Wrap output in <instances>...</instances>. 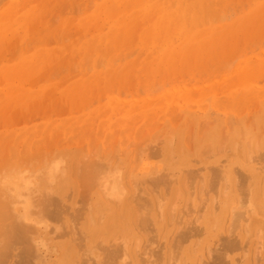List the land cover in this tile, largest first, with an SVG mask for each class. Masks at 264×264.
I'll list each match as a JSON object with an SVG mask.
<instances>
[{
	"label": "rangeland",
	"instance_id": "obj_1",
	"mask_svg": "<svg viewBox=\"0 0 264 264\" xmlns=\"http://www.w3.org/2000/svg\"><path fill=\"white\" fill-rule=\"evenodd\" d=\"M262 60L264 0H0L1 171L62 160L37 263L264 264Z\"/></svg>",
	"mask_w": 264,
	"mask_h": 264
},
{
	"label": "bare ground",
	"instance_id": "obj_2",
	"mask_svg": "<svg viewBox=\"0 0 264 264\" xmlns=\"http://www.w3.org/2000/svg\"><path fill=\"white\" fill-rule=\"evenodd\" d=\"M185 3V2H184ZM175 4V3H174ZM81 5V4H80ZM195 7V6H194ZM189 8V7H188ZM187 8V9H188ZM211 8V7H210ZM79 10V9H78ZM208 10V9H207ZM212 11V10H211ZM4 12V11H3ZM214 12V11H213ZM209 14V12H208ZM213 14V13H212ZM210 13V15H212ZM210 17V16H209ZM212 17H214L212 15ZM208 18V17H207ZM211 18V17H210ZM209 18V20H210ZM217 20V19H216ZM215 20V21H216ZM17 21V20H16ZM54 21V20H53ZM214 21V20H213ZM14 22V21H13ZM19 22V20H18ZM212 22V21H211ZM21 23V21H20ZM215 23V22H214ZM16 26V25H15ZM17 27V26H16ZM20 28V27H19ZM2 32V31H1ZM96 38V37H95ZM104 39V38H102ZM191 40V39H190ZM158 49V48H157ZM90 57V56H89ZM106 57V56H104ZM177 57V56H176ZM12 58V57H11ZM88 58V57H87ZM92 59V58H90ZM116 60V59H114ZM264 61V60H262ZM103 63V62H102ZM86 64V63H85ZM89 64V63H88ZM26 66V65H25ZM9 67V66H8ZM7 68V67H6ZM13 68V67H11ZM4 70V69H3ZM19 72V71H18ZM6 75V74H5ZM52 78V77H51ZM3 79V78H2ZM1 81V80H0ZM107 82H109V80H107ZM106 83V82H105ZM6 85V84H5ZM71 91V90H70ZM18 92V91H17ZM17 95V94H16ZM3 99V98H2ZM5 100V99H4ZM16 101V99H15ZM5 104L7 102H4ZM79 104V103H78ZM77 106V105H76ZM213 114V113H212ZM226 119V118H225ZM212 123V122H211ZM192 128V127H191ZM51 129V128H50ZM37 132V131H36ZM33 134V133H32ZM192 136V135H191ZM24 138V137H23ZM143 139V138H142ZM31 140V139H30ZM35 142V141H34ZM188 144V143H187ZM34 145V144H33ZM170 145V143H169ZM37 146V145H36ZM247 148V147H246ZM38 149V148H37ZM127 149V147L125 148ZM144 149V148H143ZM27 150V149H26ZM107 150V149H106ZM25 151V150H24ZM36 151V150H34ZM33 153V152H32ZM37 152H35V157H32L30 159V161H36L37 164L40 165V162L42 161V164L38 167H33V170H29L27 167H24L23 165V170L22 168H19V169H16L14 170L12 173L10 172L9 175L7 173H3L1 170H5L6 169H3V168H0V264H38L37 263V260L39 257H40V249L42 246H45V242L43 240H40L39 239V233L42 229V225L44 228H47L46 230H48L50 227L53 226H48L47 222L45 220H48L50 219V221L52 222L53 218L55 219L56 217H58V213L61 211L60 208H58V201H56V196L53 194L54 190L51 189L52 187H49V181L52 182L53 178L56 174H58L59 172H61L60 170V166H61V163H62V160L60 159V157H52L51 159L49 158V160H46V156L42 159H39V155L37 156L36 154ZM1 154V153H0ZM4 154V153H3ZM48 154V153H47ZM46 154V155H47ZM53 154V153H52ZM52 154L50 156H52ZM93 154V153H91ZM25 155V153H24ZM34 156V154H33ZM42 156V154H41ZM44 156V155H43ZM90 156V155H89ZM261 156V155H260ZM85 157V156H84ZM83 157V158H84ZM18 158V157H17ZM83 158H82V161H83ZM19 159V158H18ZM87 159V158H86ZM135 159V158H134ZM249 159V158H248ZM260 159V158H259ZM15 160V159H13ZM22 160V158H21ZM250 160V159H249ZM29 161V162H30ZM88 161V159H87ZM132 162V161H131ZM34 163V164H36ZM82 163V162H81ZM92 163V162H90ZM98 163V162H97ZM97 163H94V165H96ZM31 163H29L30 165ZM37 164L35 166H37ZM79 164V163H77ZM87 163H85L86 165ZM103 164V163H101ZM135 164V163H134ZM28 165V167H30ZM83 165V166H85ZM92 165V164H91ZM88 167L89 169H84L83 167V170H86L83 172L82 169L79 168V170H81L83 173H81V171H79L80 173H77L78 174H82V178L81 176L78 177L80 178V180L82 179H85V180H88L89 182L92 181V183L95 181L93 177L94 176H99L100 175H96L95 173L99 174V171L103 169V166L100 167L98 165L96 166H92L91 167ZM16 166V165H15ZM75 166V165H73ZM79 166V165H77ZM89 166V165H88ZM62 167V166H61ZM76 167V166H75ZM96 167H99V169L95 170ZM261 167V166H260ZM73 168V167H72ZM82 168V167H81ZM87 168V166L85 167ZM90 168L91 171H90ZM134 168V166H133ZM75 169V168H74ZM73 169V172H75V170ZM13 170V169H11ZM60 170V171H59ZM99 170V171H98ZM4 171V172H5ZM62 171H63V168H62ZM76 171H78V167L76 169ZM95 171V173H94ZM97 171V172H96ZM134 171V170H132ZM131 171V173H132ZM102 172V171H101ZM121 171H116L111 180L108 181L105 183V187H107V192L105 193V195L108 197V199L110 198V200L108 201H111V202H114L116 203L118 206H119V202L121 203L122 201V198L125 196V192L124 191H121L120 189H122V185H121V181H120V173ZM197 172V171H196ZM201 172V171H200ZM76 173V172H75ZM86 173L90 174V178H84L85 176L84 175H87ZM93 175H92V174ZM61 174V173H60ZM65 174V173H64ZM215 174V173H214ZM131 175V174H130ZM133 175V174H132ZM132 175L130 177H132ZM72 176V175H71ZM76 176V175H75ZM84 176V177H83ZM163 176V175H162ZM190 176V175H189ZM198 176V175H197ZM76 177V178H77ZM105 177V176H104ZM129 177V179H130ZM165 177V176H164ZM196 177V176H195ZM236 177V176H235ZM154 178V177H153ZM152 178V179H153ZM158 178V177H157ZM156 178V179H157ZM161 179H163L162 177H160ZM94 181H93V180ZM98 179V178H97ZM96 179V180H97ZM154 179V180H156ZM126 180V179H125ZM144 180V179H143ZM165 180H166V177H165ZM169 180V178H168ZM79 182V179L77 180ZM129 184V180H126ZM209 181V180H208ZM83 182H87V181H84ZM97 183V181H95ZM132 182V181H131ZM191 182V181H190ZM141 183V182H140ZM84 184V183H83ZM94 184V183H93ZM98 184V183H97ZM131 184V183H130ZM186 184V183H185ZM79 185H82V181H81V184L79 183ZM95 185V184H94ZM200 185V183H199ZM52 186V185H51ZM101 186V184H100ZM134 186V185H133ZM137 186V185H136ZM162 186V185H161ZM184 186V185H183ZM83 187V185H82ZM132 187V186H131ZM135 187V186H134ZM201 187V186H200ZM215 187V186H214ZM247 187V186H246ZM103 188V186H102ZM103 188V189H104ZM143 188V187H141ZM165 188V187H164ZM167 188V187H166ZM228 188V187H227ZM82 189V188H81ZM144 189V188H143ZM248 189V188H247ZM246 189V190H247ZM133 190V188L131 189V191ZM168 190V189H167ZM134 191V190H133ZM132 191V192H133ZM165 191V190H164ZM80 192V191H79ZM100 193L103 194V197H104V192L103 191H100ZM138 192V191H137ZM140 192V191H139ZM200 193V192H199ZM81 195V194H80ZM140 195V194H139ZM224 195V194H223ZM123 196V197H122ZM134 196V198L132 197ZM132 198L135 199V193H132ZM137 196V194H136ZM215 196V195H214ZM56 197V198H55ZM107 197H105V201L107 200ZM140 197V196H138ZM243 197V196H242ZM132 198H128V199H131L132 201H134ZM249 198V197H248ZM104 199V198H103ZM121 199V200H120ZM137 199V198H136ZM135 199V200H136ZM176 199V198H175ZM208 199V198H207ZM146 200V199H145ZM61 201V200H60ZM130 201V202H132ZM150 201V200H149ZM129 202V201H128ZM241 202V200H240ZM57 203V205H56ZM61 203V202H60ZM135 203V202H134ZM137 203V202H136ZM141 203V202H140ZM149 203V202H148ZM125 204V203H124ZM138 204V203H137ZM62 206V204H60ZM116 205V206H117ZM140 206V204H138ZM136 206V205H135ZM139 206H137L139 208ZM90 207V206H89ZM129 207V206H128ZM141 207V206H140ZM246 207V206H245ZM119 208V207H118ZM143 208V207H141ZM247 209V207H246ZM59 210V212H58ZM119 210V209H118ZM148 210V209H147ZM237 210V208H236ZM146 211V210H144ZM245 211V210H244ZM132 212H135V211H132ZM83 213V212H82ZM145 213V212H144ZM232 213V212H231ZM61 214V213H59ZM76 214V213H75ZM78 214V213H77ZM137 214V213H136ZM148 214V213H147ZM233 214V213H232ZM135 215V214H134ZM133 215V216H134ZM231 215V214H230ZM68 216V215H67ZM76 216V215H75ZM143 216V215H142ZM201 216V215H200ZM232 216V215H231ZM235 216V215H234ZM132 217V216H130ZM137 217V216H136ZM135 217V218H136ZM242 217V216H241ZM60 218V216H59ZM58 218V219H59ZM75 218V217H74ZM73 218V219H74ZM116 218V217H115ZM231 218V217H230ZM57 219V218H56ZM55 219V221H56ZM63 219V218H62ZM71 219V218H70ZM89 219V218H88ZM91 220V218L89 219ZM88 220V221H89ZM131 220V218H130ZM150 218L148 219L146 216L145 217H138L135 221L137 224H139L140 226L144 227L146 224H149ZM54 221V220H53ZM58 221V220H57ZM60 221V219H59ZM74 221V220H73ZM133 221H134V218H133ZM70 222V221H69ZM91 222V221H89ZM190 222V221H189ZM246 222V221H245ZM53 223V222H52ZM74 223L76 224V222L74 221ZM92 223V222H91ZM131 223V222H130ZM135 223V222H134ZM135 223V224H136ZM187 223V222H186ZM193 223V222H192ZM191 223V224H192ZM79 224V223H78ZM94 224V223H93ZM93 224H91L93 226ZM101 224V223H100ZM126 224V223H125ZM145 224V225H144ZM232 224V223H231ZM73 224H71L72 226ZM198 225V224H197ZM230 225V224H229ZM115 226V225H114ZM108 226L109 228V231L110 229L114 230V228H116V226ZM137 226V225H136ZM185 226V225H184ZM56 226H54L53 228L49 229L48 232H50V236L51 234L53 233V235L55 234L54 232L57 230L55 228ZM73 227V226H72ZM120 227V226H119ZM198 227V226H197ZM197 227H195V229H197ZM235 227V226H234ZM75 228V227H74ZM185 228V227H184ZM229 228V227H228ZM240 228V227H239ZM183 229V228H182ZM186 229V228H185ZM190 229V228H189ZM69 230V229H68ZM111 230V231H112ZM120 230V229H119ZM187 230V229H186ZM183 231V232H180L178 233V237L180 238L179 241H181V239L183 240L185 237H186V234L185 232H193L191 230H187V231ZM203 230V229H202ZM244 230V229H243ZM72 231V230H71ZM78 231V230H77ZM182 231V230H181ZM129 232V231H128ZM37 233V236H35ZM69 233V232H68ZM76 233V231L74 232ZM73 233V234H74ZM121 233V232H120ZM77 234V233H76ZM81 234V233H79ZM197 234V233H196ZM52 235V236H53ZM72 235V234H71ZM123 235V234H122ZM191 235V234H189ZM188 235V236H189ZM77 237V236H76ZM177 237V238H178ZM192 237V235L190 236ZM57 238V237H56ZM62 238V237H61ZM73 238H75V234L73 236ZM101 238V237H100ZM200 238V237H199ZM85 239V238H84ZM121 239V238H120ZM189 239V238H188ZM115 240V239H114ZM128 240V239H127ZM175 240H176V236H175ZM178 240V239H177ZM72 241V240H71ZM80 241V240H79ZM116 241V244H110L112 245V247H110V249H108L109 251V258L110 259H113L115 258H112L113 256V253L118 255L117 252H126L125 249H126V243L122 241H119L118 239L115 240ZM119 241V242H117ZM185 241V240H184ZM74 242V241H73ZM102 242V241H101ZM188 242V241H187ZM186 242V243H187ZM197 242V240H196ZM98 243V242H97ZM101 244V243H100ZM197 245V244H196ZM200 245V244H199ZM163 246V245H162ZM184 246V245H183ZM178 247V246H176ZM230 247V246H229ZM45 248L47 249V247L45 246ZM112 248V249H111ZM207 248V247H206ZM231 248V247H230ZM62 251H60L61 253V258H60V261H59V264H75L76 261H72L73 257V251H72V248L71 246L69 245H63V247H61ZM100 249V248H99ZM114 249V251H113ZM232 249V248H231ZM256 249V248H255ZM97 250V249H96ZM94 250V251H96ZM167 250V249H166ZM178 250V249H177ZM180 250V249H179ZM99 250H97V253H98ZM104 251V249H103ZM102 251V252H103ZM138 251V250H137ZM145 251V250H144ZM101 252V253H102ZM83 253V252H82ZM100 253V251H99ZM106 253V252H105ZM167 253V251H166ZM104 254V253H103ZM102 254V255H103ZM111 254V255H110ZM123 255L125 253H122ZM98 255V254H97ZM138 255V254H137ZM142 254H140L141 256ZM127 256V254L125 255ZM129 256V255H128ZM133 256H135L133 254ZM41 258V257H40ZM103 258V257H102ZM106 258V257H105ZM104 258V259H105ZM125 258V257H124ZM139 258V257H138ZM175 258V257H174ZM178 256L176 257V260H177ZM76 259V257H75ZM107 259V258H106ZM119 259V258H118ZM117 259V260H118ZM134 259V258H133ZM173 259V258H172ZM83 261V260H82ZM89 261V260H88ZM104 261V260H103ZM108 261L107 263H109V259L106 260ZM105 261V262H106ZM104 262V263H105ZM176 262V261H175ZM101 263V262H100ZM98 263V264H100ZM150 263V262H148ZM87 264V263H86ZM115 264V263H114ZM121 264V263H120ZM142 264V263H141ZM205 264V263H204Z\"/></svg>",
	"mask_w": 264,
	"mask_h": 264
}]
</instances>
